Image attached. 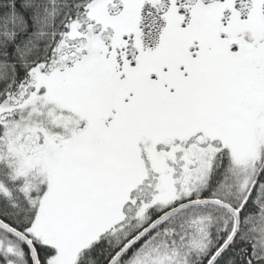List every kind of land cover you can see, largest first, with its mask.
<instances>
[{
    "label": "snow or ice",
    "instance_id": "snow-or-ice-1",
    "mask_svg": "<svg viewBox=\"0 0 264 264\" xmlns=\"http://www.w3.org/2000/svg\"><path fill=\"white\" fill-rule=\"evenodd\" d=\"M0 264H264V0H0Z\"/></svg>",
    "mask_w": 264,
    "mask_h": 264
}]
</instances>
